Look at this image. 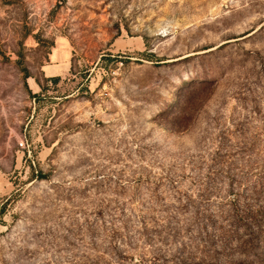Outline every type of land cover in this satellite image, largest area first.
I'll return each mask as SVG.
<instances>
[{
    "label": "rangeland",
    "instance_id": "374dc122",
    "mask_svg": "<svg viewBox=\"0 0 264 264\" xmlns=\"http://www.w3.org/2000/svg\"><path fill=\"white\" fill-rule=\"evenodd\" d=\"M0 264H264V0H0Z\"/></svg>",
    "mask_w": 264,
    "mask_h": 264
},
{
    "label": "crops",
    "instance_id": "0c3cea01",
    "mask_svg": "<svg viewBox=\"0 0 264 264\" xmlns=\"http://www.w3.org/2000/svg\"><path fill=\"white\" fill-rule=\"evenodd\" d=\"M47 72H49V76L47 77H51V76H58L60 74V69H62L60 66L56 65L55 60H53V58L50 56L49 57V63L46 66Z\"/></svg>",
    "mask_w": 264,
    "mask_h": 264
},
{
    "label": "trees",
    "instance_id": "16d2710c",
    "mask_svg": "<svg viewBox=\"0 0 264 264\" xmlns=\"http://www.w3.org/2000/svg\"><path fill=\"white\" fill-rule=\"evenodd\" d=\"M46 79H49V80H51V81H53V82H56V81L59 80V77H58V76H51V77H46ZM34 97H35V96H34Z\"/></svg>",
    "mask_w": 264,
    "mask_h": 264
},
{
    "label": "built area",
    "instance_id": "2783aa9c",
    "mask_svg": "<svg viewBox=\"0 0 264 264\" xmlns=\"http://www.w3.org/2000/svg\"><path fill=\"white\" fill-rule=\"evenodd\" d=\"M20 146H22V144H20Z\"/></svg>",
    "mask_w": 264,
    "mask_h": 264
}]
</instances>
